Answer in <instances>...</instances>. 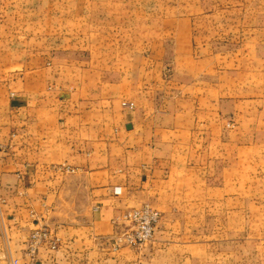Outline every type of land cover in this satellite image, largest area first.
I'll return each mask as SVG.
<instances>
[{
    "label": "crops",
    "instance_id": "1",
    "mask_svg": "<svg viewBox=\"0 0 264 264\" xmlns=\"http://www.w3.org/2000/svg\"><path fill=\"white\" fill-rule=\"evenodd\" d=\"M175 20L170 48L0 50V264H196L264 212V27L224 63L196 54L191 16ZM144 204L162 215L155 240L117 250V218ZM41 226L58 245L32 261Z\"/></svg>",
    "mask_w": 264,
    "mask_h": 264
},
{
    "label": "rangeland",
    "instance_id": "2",
    "mask_svg": "<svg viewBox=\"0 0 264 264\" xmlns=\"http://www.w3.org/2000/svg\"><path fill=\"white\" fill-rule=\"evenodd\" d=\"M184 16L193 18L196 54L222 55L225 63L244 56L239 49L250 29L264 27V0H0V50L9 46L21 59L29 48L51 62L56 54L119 56L124 47L149 42L170 48L176 32L168 23ZM255 202L256 209L264 207V197ZM248 220V227L239 222L231 234L223 233L232 235V243H208L196 264H264V212L250 213ZM208 231L213 235V228Z\"/></svg>",
    "mask_w": 264,
    "mask_h": 264
},
{
    "label": "built area",
    "instance_id": "3",
    "mask_svg": "<svg viewBox=\"0 0 264 264\" xmlns=\"http://www.w3.org/2000/svg\"><path fill=\"white\" fill-rule=\"evenodd\" d=\"M122 105L130 109L135 106L128 101H124ZM160 219V211L149 204L127 210L117 218L122 223V228L111 236L113 246L140 247L151 242ZM43 243H48L52 248L58 245V238L46 226L34 229L27 241V252L32 261L36 260L39 246ZM17 263L15 260L11 264Z\"/></svg>",
    "mask_w": 264,
    "mask_h": 264
}]
</instances>
